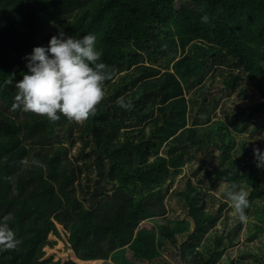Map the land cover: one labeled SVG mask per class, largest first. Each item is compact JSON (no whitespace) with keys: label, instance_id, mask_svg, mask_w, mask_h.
I'll return each mask as SVG.
<instances>
[{"label":"trees","instance_id":"1","mask_svg":"<svg viewBox=\"0 0 264 264\" xmlns=\"http://www.w3.org/2000/svg\"><path fill=\"white\" fill-rule=\"evenodd\" d=\"M60 31L94 34L114 69L85 121L13 108L26 56ZM254 148L264 0H0V217L18 241L0 264H60L45 249L63 238L61 264H264Z\"/></svg>","mask_w":264,"mask_h":264},{"label":"clouds","instance_id":"2","mask_svg":"<svg viewBox=\"0 0 264 264\" xmlns=\"http://www.w3.org/2000/svg\"><path fill=\"white\" fill-rule=\"evenodd\" d=\"M201 19L206 22L208 18ZM96 40L91 33L77 38L60 31L49 39L47 46L34 47L26 56L28 71L16 82L13 108L52 121L60 119L61 114L78 122L87 120L104 97V82L114 75V69L102 61ZM121 106L126 110L133 107L122 102ZM253 152L257 166L264 167V150L254 148ZM225 195L239 220L245 222V210L250 206L247 192L232 184ZM10 219L0 217V246L5 248H14L18 243L9 226Z\"/></svg>","mask_w":264,"mask_h":264},{"label":"rangeland","instance_id":"3","mask_svg":"<svg viewBox=\"0 0 264 264\" xmlns=\"http://www.w3.org/2000/svg\"><path fill=\"white\" fill-rule=\"evenodd\" d=\"M219 93V92H218ZM218 93H215V96H219ZM233 99L236 98V95L231 96ZM247 99L244 100V102L240 101L241 98H236L235 100L238 101L239 105H244L246 102H248L251 98H255V94L254 93H249L248 96L246 97ZM256 100H258L256 98ZM237 104V105H238ZM230 108H233L231 105H229ZM217 115L222 119L223 116L221 115L220 111H217ZM162 220H159V222L161 223ZM158 223V222H157ZM148 225H150V222L145 223ZM53 239V237H51ZM235 251V250H234ZM45 257H52L53 260L59 261L60 264L62 262H64L67 259H75L73 253L71 252V250L68 248L67 243L65 242V239L63 238V240L58 241L57 245L53 248V249H45ZM117 264V263H115Z\"/></svg>","mask_w":264,"mask_h":264}]
</instances>
